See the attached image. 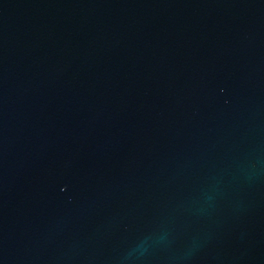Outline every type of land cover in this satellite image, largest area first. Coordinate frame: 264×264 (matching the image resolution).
<instances>
[{
    "label": "water",
    "instance_id": "obj_1",
    "mask_svg": "<svg viewBox=\"0 0 264 264\" xmlns=\"http://www.w3.org/2000/svg\"><path fill=\"white\" fill-rule=\"evenodd\" d=\"M0 264H264V0H0Z\"/></svg>",
    "mask_w": 264,
    "mask_h": 264
}]
</instances>
